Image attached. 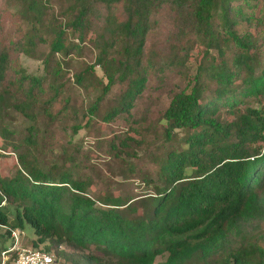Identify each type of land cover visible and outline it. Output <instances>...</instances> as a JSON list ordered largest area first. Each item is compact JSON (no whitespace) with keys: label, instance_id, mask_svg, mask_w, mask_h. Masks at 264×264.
<instances>
[{"label":"trees","instance_id":"obj_1","mask_svg":"<svg viewBox=\"0 0 264 264\" xmlns=\"http://www.w3.org/2000/svg\"><path fill=\"white\" fill-rule=\"evenodd\" d=\"M83 44L95 60L71 83L60 56L81 55ZM20 54L40 60L43 74ZM71 84L94 96L77 106ZM155 89L164 109L130 120ZM11 113L23 129L9 128ZM120 114L127 131L106 140L120 177L113 191L92 194L78 153L42 158L39 135L51 126L74 136ZM159 125L161 146H147L142 131L157 135ZM27 226V246L55 264H264V0H12L0 9V227L10 236Z\"/></svg>","mask_w":264,"mask_h":264},{"label":"rangeland","instance_id":"obj_2","mask_svg":"<svg viewBox=\"0 0 264 264\" xmlns=\"http://www.w3.org/2000/svg\"><path fill=\"white\" fill-rule=\"evenodd\" d=\"M11 1L12 0H0V9L6 5H9ZM54 11L57 14L58 8L56 7ZM21 25L24 29L29 27V23L26 21ZM166 29L167 27L164 22L158 25L157 35L154 39L157 41V43H160V40L163 37ZM149 44L150 43L147 42V45ZM39 50L42 53L47 52V45L45 43L40 44ZM197 52L196 58L200 59L204 54V50L202 48H197ZM95 56L96 49L89 44L82 45L81 55L69 57L60 56L65 76L70 77L71 83L73 81L72 74L78 71L81 67L85 66V64L94 63ZM19 58L21 64L29 73L43 74V63L40 60L25 54H20ZM164 75L169 78V81L176 79L180 81L175 70H167L164 72ZM98 76H100V69L98 66H96L95 74L87 72L88 79L94 83L97 82ZM155 83L156 81L153 80L152 82H149V85L154 86ZM170 85V83L166 84L163 91L167 90V87H170ZM72 87L75 92L74 100L77 106L84 105L90 96H94V91L91 89H89L88 93H86L74 86ZM118 93H120V88H116L113 92L107 95L105 102H103L101 105V111H104L106 108H108L109 104L112 105L114 103ZM164 105L165 101L162 97V91H159L158 89H155L154 91L145 90L143 96L136 99L134 109L132 110L134 115H130L129 118L130 120L135 118V120L140 121L142 115L147 113L148 115L145 120L147 118L154 119L158 115L159 111L164 109ZM11 114L13 115L12 117L9 116L11 126H9V128H15V130L23 129L22 127H24L26 124L23 118L16 113ZM130 120L125 118L124 114H120L113 120L109 121H105L101 117H94L91 121H89V125L87 127L79 130L74 136H72L71 133L67 131V125L64 126L63 124H58L51 126L44 134L41 133L39 135L40 149L43 153L42 158L46 162L50 160L63 161L67 155L78 153V159L81 161L79 166L80 174L89 175L94 178V184L91 187L92 194L97 195L98 193L101 194L108 192L110 189L108 190L107 186L109 185H113V191L116 186V181L120 180V177L118 176V164L116 160L109 155V149L106 145V140L113 138L123 131H127ZM160 129L161 126L159 125L157 130V135H159V137L157 135L147 134L144 133L145 131H142L143 134L140 135L142 141L145 139L147 141V146L159 148L161 146V137L159 132ZM142 146H144V142ZM9 154L11 155L1 158V173L5 178L10 175L15 162L14 155L12 153ZM128 181L137 190L142 188L141 184H139V182L136 180L133 181V179H129ZM119 190H121V186H119L114 192H118ZM33 238V229L29 226L25 227L24 230H22L21 242L27 246L30 244ZM12 243L13 240L6 231V228L0 227V252L1 250L11 246ZM58 264L69 263L60 261Z\"/></svg>","mask_w":264,"mask_h":264},{"label":"built area","instance_id":"obj_3","mask_svg":"<svg viewBox=\"0 0 264 264\" xmlns=\"http://www.w3.org/2000/svg\"><path fill=\"white\" fill-rule=\"evenodd\" d=\"M13 243L0 252V264H55L53 255L21 244V230L10 228Z\"/></svg>","mask_w":264,"mask_h":264}]
</instances>
